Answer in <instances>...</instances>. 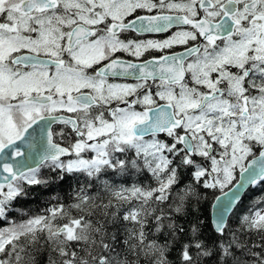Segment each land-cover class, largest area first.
Masks as SVG:
<instances>
[{"label":"snow or ice","instance_id":"obj_1","mask_svg":"<svg viewBox=\"0 0 264 264\" xmlns=\"http://www.w3.org/2000/svg\"><path fill=\"white\" fill-rule=\"evenodd\" d=\"M0 264H264V0H0Z\"/></svg>","mask_w":264,"mask_h":264},{"label":"trees","instance_id":"obj_2","mask_svg":"<svg viewBox=\"0 0 264 264\" xmlns=\"http://www.w3.org/2000/svg\"><path fill=\"white\" fill-rule=\"evenodd\" d=\"M34 192H35L34 198H29L22 201L24 208L25 207L27 208L26 212L29 214L39 212L41 209L45 208L47 206L46 201L49 199V197L57 194V192L54 190L53 187H49L47 189L37 187L34 189ZM218 192L219 190H216L215 195ZM59 194L61 196H64L65 200H67V196L71 194L68 190L67 183H64L60 186ZM257 194H258L257 190L253 189V191L249 195L244 196V204L245 205L249 204L250 200ZM213 199H214L213 190H208L206 200L202 201L201 203V211L203 212V215L205 217L209 216L210 214V207Z\"/></svg>","mask_w":264,"mask_h":264},{"label":"flooded vegetation","instance_id":"obj_3","mask_svg":"<svg viewBox=\"0 0 264 264\" xmlns=\"http://www.w3.org/2000/svg\"><path fill=\"white\" fill-rule=\"evenodd\" d=\"M133 35H135V34H133ZM168 34H145V36H143V37H140V38H142V39H146V38H152V39H163V38H165L166 36H167ZM177 50H179V49H177ZM167 51V50H166ZM147 55V54H146ZM125 58L126 59H131L133 62H140V60H143L144 59V57H141L140 58V60H137V58H135V57H127L126 55H125ZM117 82H129V83H135V81H133V80H128V81H123V80H119V81H117ZM22 203V202H21ZM23 205V204H22ZM14 214H15V212L13 213V216H14ZM19 215H20V213H18Z\"/></svg>","mask_w":264,"mask_h":264},{"label":"rangeland","instance_id":"obj_4","mask_svg":"<svg viewBox=\"0 0 264 264\" xmlns=\"http://www.w3.org/2000/svg\"><path fill=\"white\" fill-rule=\"evenodd\" d=\"M237 175H238V174H237ZM216 195H217V194H216ZM211 204H212V203H211ZM210 208H211V207H210ZM26 211H27V208H26V207L24 208V205H22L21 212H19L20 215L18 214V212H15V211H14V212H15L14 216H15L16 218H20L21 215H22V213H27ZM14 212H13V213H14ZM28 214H29V213H28Z\"/></svg>","mask_w":264,"mask_h":264},{"label":"water","instance_id":"obj_5","mask_svg":"<svg viewBox=\"0 0 264 264\" xmlns=\"http://www.w3.org/2000/svg\"><path fill=\"white\" fill-rule=\"evenodd\" d=\"M25 149H22V151H24ZM237 178H239V176L237 175ZM225 191H227V189H225ZM217 195H220V192L219 193H217ZM213 201H214V199H213ZM213 201H212V203H213ZM212 205V204H211ZM212 212V209L210 208V213Z\"/></svg>","mask_w":264,"mask_h":264}]
</instances>
